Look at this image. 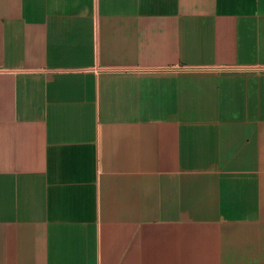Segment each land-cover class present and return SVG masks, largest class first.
Instances as JSON below:
<instances>
[{
	"label": "crops",
	"instance_id": "1",
	"mask_svg": "<svg viewBox=\"0 0 264 264\" xmlns=\"http://www.w3.org/2000/svg\"><path fill=\"white\" fill-rule=\"evenodd\" d=\"M0 264H264V0H0Z\"/></svg>",
	"mask_w": 264,
	"mask_h": 264
}]
</instances>
